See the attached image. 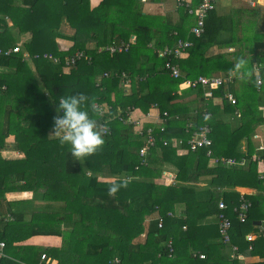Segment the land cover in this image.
Returning <instances> with one entry per match:
<instances>
[{"label": "trees", "instance_id": "trees-1", "mask_svg": "<svg viewBox=\"0 0 264 264\" xmlns=\"http://www.w3.org/2000/svg\"><path fill=\"white\" fill-rule=\"evenodd\" d=\"M159 1L149 0V4ZM193 1L198 3L199 0ZM24 3L22 7H10L7 0H0V49L15 45V38L4 22L3 14H7L21 33L31 34L25 48L33 56L36 67L35 73L28 62L22 60L21 52L0 54V151L8 147L7 139L14 135V148L25 153L24 158L17 160H4L0 153V198L10 190H32L34 199L7 203L10 213L0 214V241L5 240L8 254L0 264H38L44 253L50 258L49 264H174L185 255H181L183 244H190L194 250L201 248L207 254L205 259H200L193 255L194 251L190 252L189 259L186 256L190 264H228V257L221 255L220 245L209 244L220 235L218 222L200 223L220 212L232 221V243L239 246L240 253L249 252L246 234L259 231L254 220L256 215L264 218V193L249 196L235 190L216 191L214 185H219L205 178L211 169L207 166L210 158L206 153L213 148L220 157L245 156L247 164L250 163L248 166H218L219 179L223 180L225 169H229L231 184H246V181L264 190V179L259 177L257 162L253 161L257 160L255 155L264 161V149L250 146L248 153H238L235 148L239 139L228 141L230 132L217 119L220 106L209 101L207 107L213 117L207 119L202 116V110L193 113L194 108L201 107L197 100L191 104L178 100L195 92L203 98L202 85L181 89L180 83L200 75L230 74L237 58L251 51L248 41L253 42L256 51V55L247 56L251 62L255 65L264 61L262 54L257 55L264 51V38L259 40V27H255L254 22L246 27L248 19L244 17L250 14L257 18L260 7H237L231 13L220 14L215 6L206 19L205 33L197 37L189 34L194 16L178 6L176 12L168 14L152 9L144 0H102L93 8L90 0H24ZM64 21L75 29L72 35L62 31ZM133 35L136 39L128 50L111 54L99 49L113 42L128 43ZM58 37L70 39L73 44L62 47ZM179 38L193 42L187 49V57L160 55V49L174 46ZM215 46L218 50H234L226 53L228 57L221 51L214 52ZM78 51L83 55L75 63H67ZM37 54L39 56L35 57ZM168 61L179 66L182 76L171 75L165 67ZM260 71L264 76L262 67ZM236 79L238 81V77ZM239 81L241 93L234 81L214 88L213 95L224 97L227 90L235 94L237 102L228 109L225 99L224 111L241 112L243 125L235 131L244 136L253 130L252 126L244 125L247 117L251 116V123L260 118L258 108L264 106V83L256 87L250 79L239 78ZM79 93L93 97L97 106L110 105V109L100 115L101 124L106 123L109 130L104 137L105 144L82 161L75 160L69 145L62 146L56 137H50L59 99ZM153 105L159 107L162 117H165L163 112L168 111L167 128L164 132L154 129L160 146L157 154L154 155L152 149L149 154L141 155L140 149L148 133L146 127L151 124L134 129L132 123L124 120H128L129 111L134 110L132 119H136L137 110L147 113ZM189 122L195 124L190 130L208 122L213 130V143L190 151L187 157H178L174 146L163 145L159 140L172 136L187 139ZM218 138L221 140L216 145ZM224 145L226 151H219V146ZM195 159L199 160L196 166L193 165ZM165 161H173L180 167L178 180L184 183L163 186L149 179L160 176V169L155 167ZM99 176L104 180H99ZM109 177L116 179L106 180ZM125 179L127 188L110 196L109 186ZM201 182L205 184L200 185ZM242 197L251 202L245 222L240 221L239 212L235 210L243 201ZM221 198L227 204L225 209H219ZM36 200L40 203L37 207ZM176 203L185 204V217H167L165 220H169L163 227H158L154 221L149 231L145 230V216L157 210L156 205L166 215L174 210ZM184 224L188 225L187 230L182 229ZM169 232L174 238L171 254L167 247ZM34 235L59 236L62 244L42 248L19 244ZM253 244L252 253L264 249L263 245L260 248V237ZM261 254L264 256V252ZM46 255L43 263H46ZM115 257L119 260L117 263ZM233 261L234 264H251L239 259ZM253 264H264V261Z\"/></svg>", "mask_w": 264, "mask_h": 264}, {"label": "crops", "instance_id": "crops-1", "mask_svg": "<svg viewBox=\"0 0 264 264\" xmlns=\"http://www.w3.org/2000/svg\"><path fill=\"white\" fill-rule=\"evenodd\" d=\"M101 1L102 0H90L91 7L92 8L93 7H96L97 5L100 4ZM193 3L194 4H198L199 1H198V3H195L193 1ZM7 4H9L10 7H12V6H18V7L25 6L24 0H13V1L12 0H7ZM152 4H154V6L152 7V9L157 10L158 3H151V4H149V6L152 5ZM158 11L163 12L160 7H159ZM3 16H4V22L5 23L7 22V26L11 30V35L15 38V45L14 46L19 45L21 48H23L24 53H23L22 60L23 61L26 60V62H28V64L30 65L31 69L35 72L36 71V67L34 65V58H33V56L29 55L27 49L25 48L26 42L31 39V34L30 33H21L20 32V28L18 26H15L14 25V21L12 20V18H10L9 15H7V14L4 15L3 14ZM4 29H5L4 27L1 28L2 31H4ZM62 31L66 35H72L75 32V29L72 28L71 26H69L66 21H64V23L62 25ZM57 41H58V43L62 47L63 46H71L73 44V41L72 40L67 39V38H63V37H58L57 38ZM213 51L214 52H217L218 51L217 46H215L213 48ZM184 57H187V53H186V55ZM257 65L259 67H262V70L264 69V62L263 61L260 62V63H258ZM4 72H7V70H5ZM212 75H214V74H212ZM230 76H231V78H230L228 84H230V83L232 84L235 81L237 83V86H238V88H237L238 93H241V89L240 88H242V84H240L241 81H239V78H238V81H237V79H236L237 78V74L230 73L228 75L226 74L225 76L223 75V77H230ZM180 84L182 85V83H180ZM3 88L5 89L6 86L4 85ZM203 88H204V90L206 89L204 86H203ZM182 89H186V87L185 88H182ZM254 90H255V88H253V91ZM229 92L233 93L231 90L230 91L227 90L225 94H227ZM195 94H196V97H195L194 100H197L198 105L201 106V107L199 109L198 108H194L193 109V113H195V111L197 112V110H198V112H199V110H202L203 112L204 111H207V112L210 113V117L207 118V119H212L213 114H212L211 111H209V109L207 107L208 102L209 101H212V103L215 106H220L219 109H220L221 113L217 116L218 117L217 118L218 120L221 121L222 119L231 116V118L228 119V120L233 119V123H232V121H225V123L222 124V126L223 127H227L228 130H229V132H230V134H229L230 139L227 138L228 141H236L234 139H239V142L237 143L236 148H235V150L238 153L240 152V153L246 154V153H248L250 151V146H253L255 148L257 147V149H258V147L261 144L264 145V106H261V107L258 108L259 111H260V113H261V115H260V118L257 121H255L254 123H251V120H250L251 116L250 117H247V116L244 115L245 117L248 118V121L246 123H244V125L247 124L248 126H252L253 127V130L249 134H246L244 136H240L237 133V131H235V130L237 128H239L241 125H243V115L241 114V112H237V111H235V112L229 111V113L228 112L225 113V111H224V106H225L224 103H225V99H226L225 97H222V96H213V97H210V98H206L203 95V98H202L196 92H195ZM236 99H237V97H236ZM226 101H227L226 103H229V107L230 108H228V109H232V105L233 104L228 99ZM140 113L141 112H139V110H137V112L135 113V115L137 117H141L143 112L141 114ZM154 114L156 115L157 112H155ZM143 122L145 123L146 126H147V124H151V126H154V128H159V125H160V123H158L159 120L157 121V119L150 120V121L144 120ZM172 122H175V121H172ZM133 126H134V124H133ZM220 126H221V124H220ZM134 129H136L135 126H134ZM165 139H168L170 141L166 145H172V146H174L176 148V150H177V155L176 156H178V157L186 156L187 157V156H189V154H191V152H190V150H189V148H188V146L186 144V142L188 140V137H187V139H183L181 137L178 138V137L172 136V138H170V139L169 138H163L162 140H159V141H162L163 145H165L164 144V140ZM179 140H183L184 143H177V142H179ZM217 140H218V144H216V145H219V142H220L221 139L218 138ZM222 141H224V140H222ZM250 141L252 142V144L249 143ZM7 142H8V147H6L5 149H3V150L0 151L1 156H2V158L4 160H17V159H22V158L25 157V153L23 151H19V150H16L14 148V144H15V136L14 135L9 136L8 139H7ZM225 143H227V142L225 141ZM219 148H220L219 151H223V149H224V151H226L225 145H224V147L219 146ZM152 149L155 150V151H153V154L154 155L157 154L158 150L160 149V146H158V142L156 143V145L154 147H152L149 150L148 154L150 153V151ZM238 153H236V154H238ZM206 155L210 158L208 160L207 166L209 168H211V169H210L209 173H207L205 175V178H207L208 180L213 181L216 185H219L218 187H216L214 185L216 191H221V190L222 191H224V190H227V191L230 190L231 191V190H235V191L239 192L241 195L242 194H244V195L247 194L249 196L250 195H255L256 196L260 192L264 193V190L257 189V188H255L254 186H252L250 183H248L246 181H245L246 184H239V183L231 184V182L229 181V178H230V176H229L230 170L229 169H225L226 176H225V178L223 180H220L219 177H218V166H220L222 164L219 163V162H217V160H216V158L217 157H220V156L215 155V152L213 151V148L209 149L207 151ZM231 157H234V156H231ZM242 157H245V156H242ZM236 158H238V157H236ZM253 161H256L257 162V164H256L257 165V172H258V175L260 177V175H261L262 172L260 173L258 169H259L260 166H263L264 167V161H263V159H261V160L260 159L259 160L257 159V160H253ZM198 162H199V160H197V159L193 160V165L196 166L198 164ZM246 162H248V160H246ZM149 163H150V161H149ZM248 165H250V163L247 164V165H245V166H248ZM243 166L244 165H242V167ZM155 168L160 169V171H161L160 172V176L159 177L153 176V177H151L149 179L153 180V182H155L157 185L169 186V185H172V184L177 185V184L184 183V182L178 180L179 175L181 173V169L173 161H165L163 163V165H160L159 164V166H156ZM106 180H108V179H106ZM147 182H150V181L148 180ZM206 183H208V181H206ZM203 184H205V183L204 182H201L200 185H203ZM28 192H31L32 193V195H31L32 197L29 198V199H25L23 196H26L25 194H27ZM223 197H224V194H223ZM33 199H34V192L32 190L31 191H22V190H20V191H11V190L10 191H6L4 193V198H0V211H2V212H0V214L1 213H4V212L5 213H10V210H8V207H7L8 206L7 203L9 204V203H12V202H15V201H23V200L24 201H28V200H33ZM242 199L243 200H246V201H249L248 199H245L243 197H242ZM224 200L225 199L221 198L219 200V202L220 201H224ZM240 201H242V200H240ZM34 202H35L34 205H36V207L40 204V203H38V200H36ZM219 202H218V206H219ZM156 208H157V210H154V211L152 210L149 214H147V216H145L146 219H144V221H143L144 228L147 231H149L150 223L151 222L153 223L154 221H156L157 222V225H158V222L162 220L163 226H164L165 225V222H167V220H169V219L165 220L167 217H170V218L179 217V216L185 217V204L184 203H176L174 205V210L171 209L170 211H168V213L166 215H164V214H162L160 212L158 205H156ZM5 209H7V210H5ZM13 209H15V207H13L12 210ZM219 209H220V207H219ZM258 210H257V212H258ZM220 213H218L216 215L219 216ZM8 216H10V214H8ZM212 218H214V223H216L217 222V217L216 216H213ZM208 221H209V219L208 220L205 219L204 221H201L200 223L207 224ZM254 224L257 225V226H259V231H255V232L252 231V232H248L247 234H250L251 233V234L255 235L256 236L255 237V240L260 237V248H261L262 245L264 246V218L260 219L259 216L256 215V218L254 220ZM218 225H219V223H218ZM158 227H160V226L158 225ZM184 227H186V228H184ZM182 229L183 230H187L188 229V225H186V224L182 225ZM219 232H220V228H219ZM144 234L146 235V233H144ZM169 234L171 235L170 236V239H172V241H174V238H173L171 232H169ZM49 238L52 239L51 242H49L47 240ZM1 241H4L5 242V240H1ZM19 244L34 245L35 247L38 246L39 248H42L43 246L44 247L45 246H60L62 244V241H61V238H59V236H54V235H34V236L28 238L27 240H25L23 242H19ZM209 244H211L210 246H213L212 244H214L215 246L220 245L221 255H223L225 257H228V258H226L227 261H228V264L233 263L234 262L233 259H239V260H242L244 263H251V264L256 263V262H259V261H264V256L261 254V252L262 253L264 252V249H260V251L257 252V253H252V252H250L252 250H250L249 248H247V250L249 252H247L246 254L240 253L242 255V257H233V253L235 251H234V248L232 246L233 245H236V244H233L232 241L230 243L224 241L221 232H220V235L217 234V236L214 237L213 240H210L209 241ZM249 244H248V246H249ZM226 245H227V247H226ZM229 246H231V250L229 249ZM180 248H181V251H182L181 255L182 254H185V255L184 256L182 255V257L179 259L178 263L176 262L174 264H190V262L187 259H189L188 258V255L190 254V252H193V251H194V253H193L194 256L195 255H198L199 256V253H204L205 255H207L206 252L202 251L203 249L200 248V249H195L194 250V248H192L190 246V244H188V245H184L183 244V245H181ZM217 254H219V253L217 252ZM43 255H46V254L44 253ZM186 256H187V259H186ZM5 257H8V254L4 250V255H0V260L2 258H5ZM43 258L44 257L42 256L41 257V260L42 261H40L39 263H42L43 264V260H44ZM114 259L113 260L116 263L119 261L116 257ZM200 259H205V258H200ZM138 264H139V262H138ZM210 264H214V262H210Z\"/></svg>", "mask_w": 264, "mask_h": 264}, {"label": "built area", "instance_id": "built-area-1", "mask_svg": "<svg viewBox=\"0 0 264 264\" xmlns=\"http://www.w3.org/2000/svg\"><path fill=\"white\" fill-rule=\"evenodd\" d=\"M244 1L249 7L251 8H257V7H262L264 8V0H242ZM177 6L180 8H183L185 11H187L189 14L194 16V24L191 25L189 29V34L194 35V36H201L202 34L205 33L206 31V19L209 15V12L215 8L216 6V0H199L198 4H194L192 0H178ZM136 39V36L133 35L130 42H124V41H119V42H113L112 44H109L107 46H101L99 49L101 50H107L111 54H114L116 52H120L122 50H128L130 47V44L134 42ZM193 42L189 38H179L176 41V44L174 46H169L166 45L164 48L160 49V55L161 56H166V57H176V58H181L184 57L187 53V49L191 47ZM21 48L19 45L17 46H12L6 49H0V54L3 55H10L11 53H16L20 52ZM83 55V52L78 51L67 63H75L77 58H80ZM39 55H35V57H38ZM45 57H49L50 59L53 58L55 62L59 61V58L53 57L50 54H45ZM256 73H260L261 67H259L257 64L254 65ZM165 67L170 71L171 75L175 78H178L182 76V72L179 69V66L177 64H172L170 61H168L165 64ZM257 76H261L258 74ZM230 77H223L220 75L217 76H206V75H201L196 79H190L186 78L185 80L182 81L186 87H197L199 84L204 86L206 89L204 91V96L206 98L213 97V89L217 88L221 85L228 84ZM226 99H228L232 104H235L237 102V99L235 95L231 92L225 94L224 96ZM100 110L101 115L105 114L109 109L105 107V105H99L97 106ZM151 110H157V114L155 115L154 113H151ZM151 110L147 113H142V116L140 118L132 119L133 111L131 110L128 112V120H124L126 123H133L135 128L141 129L142 126H145V123L143 122L144 120H159L158 123L159 129L161 132L166 131V125L168 123V111H164L163 115L165 117L161 116V112L159 110V107L157 105H153L151 107ZM159 114V115H158ZM202 115L206 118L210 117V113L207 111H204ZM194 122H189L187 125V132L190 133V136L188 135V140L186 142L188 148L190 151H197L201 149L204 146L211 145L213 143L212 139L209 137V133L211 131V127L208 122H205L204 124L200 125L196 129L190 130V128L194 127ZM146 127V126H145ZM147 128V138L145 139L144 145L140 149V154L141 155H146L148 154L149 150L156 145L158 142V139L156 135L154 134V126H148ZM163 138L160 137V140ZM175 141V140H174ZM170 141L168 139L164 140V144H168ZM176 142V141H175ZM177 143H184L183 140H179ZM264 145L261 144L258 147V150H263ZM254 159H260L256 155L254 156ZM217 162L221 163L222 165L225 166H242L246 165L247 158L246 157H241V158H236V157H227V156H221L216 158ZM260 178L264 179V170L262 171ZM251 206L250 201L243 200V202L240 204L239 208L235 207V210L239 212V219L242 222H245L247 219V214L249 211V208ZM219 207L220 209H225L227 207V204L225 201H220L219 202ZM220 222H219V228L220 232L222 234V237L224 241H230L231 236H230V229L232 226V221L229 217H227L224 213H220L219 215ZM158 225L160 227L163 226L162 220L158 222ZM186 228V227H184ZM255 235L253 234H247L246 239L250 242L248 248L250 250L254 249V240H255ZM6 247V243L4 241H0V255H4V250ZM167 247L169 248V253L171 254L174 251L173 248V241L172 239L168 241ZM234 253L233 257H242L240 252H238V246L234 245ZM45 258V255L43 256ZM200 258H206V255L204 253H199ZM47 258V257H46ZM42 264V263H40ZM43 264H49V261L46 260V263ZM52 264H57L56 262H53ZM233 264V263H230Z\"/></svg>", "mask_w": 264, "mask_h": 264}, {"label": "clouds", "instance_id": "clouds-1", "mask_svg": "<svg viewBox=\"0 0 264 264\" xmlns=\"http://www.w3.org/2000/svg\"><path fill=\"white\" fill-rule=\"evenodd\" d=\"M253 65L254 63L247 56H240L230 71L237 74L238 78L250 79L256 87H260L264 83V76H255ZM57 113L53 117L50 137H56L62 146L69 145L70 153L75 160L82 161L85 157L94 155L102 149L105 144L104 137L109 130L106 123L100 122V110L93 97L84 93L62 96L59 99ZM127 186L126 179L111 184L108 194L115 195L121 188H127Z\"/></svg>", "mask_w": 264, "mask_h": 264}, {"label": "rangeland", "instance_id": "rangeland-1", "mask_svg": "<svg viewBox=\"0 0 264 264\" xmlns=\"http://www.w3.org/2000/svg\"><path fill=\"white\" fill-rule=\"evenodd\" d=\"M145 1V3H147V4H149V0H144ZM160 3H158V5H157V10L159 9V7L162 9V11L163 12H166V13H168V14H172V13H174V11H175V9L177 8V0H160L159 1ZM147 6V5H146ZM154 6V4H152V7ZM237 7H245V8H248L249 6L247 5V4H245L242 0L240 1V0H217L216 1V8H217V10L221 13V14H228V13H231V12H233L234 11V8H237ZM260 10H258L259 11V16L257 17V18H254V15H251L250 16V14L249 15H244V17H246V19H248V21H246L247 23H246V27H249V23H253L254 22V24H255V27L258 25V27H259V30L257 31L258 33H260L259 34V40L260 39H262V38H264V8H262V7H260L259 8ZM170 11V12H169ZM176 12V11H175ZM0 17H2V14H0ZM193 24H194V21H193ZM244 41V40H243ZM245 41H247V40H245ZM249 42V50H251V51H247L246 52V54H245V56H249V57H251V56H254V55H256V51H255V49H254V47H255V45H253V42H251V41H248ZM21 48V47H20ZM234 50V48H228V49H226V48H222L221 50H218V51H221L223 54H226V53H228L229 51H233ZM21 53H24V51H23V48H21ZM260 54H262L263 55V58H264V51L263 50H261L260 52H258L257 53V55H259L260 56ZM227 56H228V54H226ZM228 57H230V56H228ZM53 59V58H52ZM264 62V61H263ZM230 73H232L233 74V72H231L230 71ZM220 75V76H225L226 74H224V73H222V72H220V73H214V75L213 76H217V75ZM258 74H260L261 75V73H255V76H257ZM201 76V75H200ZM185 85H184V83H182V85L180 84L179 85V87L182 89V88H185L184 87ZM187 88V87H186ZM195 97H196V94L195 93H193V94H190V95H188V96H185L184 98H180L178 101H182V102H186V103H188V104H191V103H196L195 102ZM254 106H255V103L253 104ZM105 107L107 108V109H109V107H110V105L109 104H105ZM155 112H157V110H151V113H155ZM231 118V116L230 117H227V118H224V119H222L221 121L223 122V123H225V121H232V123H233V119H231V120H228V119H230ZM210 125V124H209ZM210 127H211V125H210ZM186 131H187V128H186ZM212 127H211V131H210V133H209V137L212 139V137H211V134H212ZM51 132H52V130H51ZM50 132V133H51ZM225 132H228V131H226L225 130ZM212 141H213V139H212ZM263 169H264V167L263 166H260L259 167V172L261 173L262 171H263ZM116 178L115 177H109L108 178V180L109 181H112V180H115ZM118 179V178H117ZM99 180H104V178H102L101 176H99ZM26 196H23L25 199H29V198H31L32 196V193L31 192H28L27 194H25ZM217 217V222L219 223L220 222V218H219V216H216ZM209 221L210 222H212V221H214V218H212V216H209ZM49 242H51L52 241V239H47ZM62 241V240H61ZM228 243H230L231 242V240L230 241H227ZM238 246V245H237ZM233 248H234V245L232 246ZM229 249L231 250V246H229ZM238 252H239V246H238ZM46 257H48L47 255H46ZM48 259H50V258H46V260H48ZM42 261V260H41ZM40 262V261H39ZM38 264H40V263H38Z\"/></svg>", "mask_w": 264, "mask_h": 264}]
</instances>
